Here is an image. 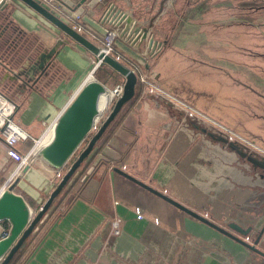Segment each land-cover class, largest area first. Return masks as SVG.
<instances>
[{
    "label": "crops",
    "instance_id": "0c3cea01",
    "mask_svg": "<svg viewBox=\"0 0 264 264\" xmlns=\"http://www.w3.org/2000/svg\"><path fill=\"white\" fill-rule=\"evenodd\" d=\"M61 1L64 5L57 10L70 19V23L73 14L79 13L82 34L96 46L100 45L103 32L115 26L119 35L114 49L121 61L131 66L143 63V70L180 100L195 105L197 97L202 95L201 99L207 102L218 101L214 94L203 95L198 71L203 60L214 62L210 56L217 50L215 39L222 38L226 29H231L225 26L212 29V23L222 18L215 16L212 20V13L223 3L199 0L186 4L180 14H174L177 15L175 23L167 33L159 27L161 22H166L163 16L165 6L170 4L168 0H88L75 12L70 11L75 0ZM175 1L172 0V6ZM108 8L115 11L104 19ZM121 13L126 15L122 21L118 20ZM84 16L97 23V29L87 25ZM127 18L131 19L130 23L126 22ZM240 25L243 26L234 24L237 28L234 34L238 33L235 35L242 41L238 43L239 47L243 44ZM134 29L146 30L147 37L135 41L134 35L130 34ZM151 37L156 42L153 46L148 42ZM42 54L47 55L43 62ZM91 57V52L18 0L0 7V94L16 105L14 122L33 138H39L45 132L46 126L60 115L89 79ZM105 68L108 83L104 81L105 73L99 69L92 76L110 86L114 70L109 66ZM185 115L173 105L145 93L141 84L136 86L133 98L122 107L66 186L77 179L91 157L93 162L87 168V174L78 177L67 193H62V189L59 195L62 193L63 197L65 193V196L55 198L54 206L51 204L17 251L20 252L18 262L127 264L129 261L138 264L166 251L174 233L169 232L168 225L157 212L146 210L136 198L147 202L156 199L158 206L167 202L116 173L115 167L177 200L199 196L208 199L209 206H224L221 200H225L226 195L245 197L243 223L233 221L242 228L255 224L262 212L258 205L264 200V177L261 178L260 172L226 143L219 141L214 128ZM260 117L262 123L259 124L264 125V115ZM26 143L31 145L32 141L21 143V151ZM14 168L15 162L5 155L0 140V188L11 177H16ZM53 175L54 170L40 161L21 174L14 192L23 198L31 217L48 198L42 193L50 195L53 191L50 183ZM226 189L237 192L226 194ZM250 199L256 201L250 203ZM180 201L190 208L188 202ZM137 207L142 211L143 219L136 218L134 210ZM179 212L183 214L181 222L177 220L170 227H177V239L195 243L190 244L189 253L182 251L181 257L186 255L183 264L199 261L200 264H262L252 251ZM211 213L215 218L224 217L215 211ZM115 219L119 220L118 234L111 227ZM223 220L228 228L231 219L225 216ZM216 223L220 225V222ZM200 245L206 247L205 253H194L193 248Z\"/></svg>",
    "mask_w": 264,
    "mask_h": 264
},
{
    "label": "rangeland",
    "instance_id": "374dc122",
    "mask_svg": "<svg viewBox=\"0 0 264 264\" xmlns=\"http://www.w3.org/2000/svg\"><path fill=\"white\" fill-rule=\"evenodd\" d=\"M198 1L199 0H177L175 1L177 3L174 2L172 6V0H168L170 4L169 6H165V14L163 16V18L166 19V22H161V27H159V29H165L167 30V33L170 32L175 23V18L177 17V15L174 14H180L181 8L186 4L192 2L197 3ZM216 1L217 4H223L218 6L217 10L212 13V20L216 18L215 16L222 18L217 19V22L212 23V29L218 30L222 26L228 28L231 27V29H226L227 31L223 34L222 38L218 40L215 39L217 50L214 52V55L210 56L213 58L212 61L214 62H208L206 60H203L202 62L199 61L200 69L198 73L201 85L204 87L203 95L214 94L218 101L207 102L201 99L202 95H199L194 103L195 105L187 103L204 116L209 117L264 149V129H260L264 125L259 124L262 123L260 117L261 114L264 115V0ZM181 3H183V6L180 5ZM234 24H243V26L240 25L243 29V33L241 32V34H243V44L240 47L238 43L242 41H239L236 37L235 34L238 35V33L234 34L236 31L235 29H237L234 27ZM206 64H208V66ZM103 67L99 68L98 71L105 73L104 81L108 83V70ZM147 74L155 81L152 74ZM138 85L140 86V83H138ZM145 91L146 90H144V92ZM171 94L176 96L174 93ZM111 106L104 113L101 122L104 121ZM185 117L187 116L185 115ZM198 120L201 125H208V122H205L202 119ZM29 146L28 143L23 145L22 151H25ZM243 173L252 175L249 171H243ZM251 182L255 184L253 181ZM230 183L234 184L233 181ZM234 186L239 187L240 185ZM231 191H233L232 194L237 192L234 189H226L225 193L229 194ZM216 193L220 195L223 192ZM226 196L225 200H221L222 203L224 202V206L220 204L209 206L208 199L199 196H196L193 199H186V197L181 199L179 197L177 200L175 197L172 198L178 202H181L180 200L188 202L190 208L194 211L202 215L204 214L205 217L207 216L209 220L215 223L220 222V225L223 224V227L225 226L227 228V223L223 220L225 216H229L231 219L230 221L232 222H235L233 220H241L243 223V201L245 200V197H236L235 195ZM255 201L256 199L249 200L250 203ZM136 202L144 204L146 210L157 212L156 214L159 218L168 225L167 228L169 232L174 233L173 238L171 237L169 239L171 244L167 243L166 245V251H163L161 254L157 252L159 255H154L151 258L147 257L144 262L141 261L138 264L185 263L186 255L181 257L182 251H184V254L189 253L188 250L192 247L190 244L194 242L189 239H177L175 236L176 231H178L177 227H170V225H175L177 220L181 222L180 217H182L183 214L168 203L158 206L156 204L158 200L156 199H151L147 202L145 199L136 198ZM258 206V209L262 210L264 208L263 202L262 205L260 203ZM214 211L216 214H222L224 217L215 218L211 213ZM225 211L231 213H225ZM206 214H208L209 217ZM193 249L196 250L194 253H205L206 251V247L202 245L194 247ZM196 263L200 264V261ZM127 264L132 263L128 261Z\"/></svg>",
    "mask_w": 264,
    "mask_h": 264
},
{
    "label": "water",
    "instance_id": "95a60500",
    "mask_svg": "<svg viewBox=\"0 0 264 264\" xmlns=\"http://www.w3.org/2000/svg\"><path fill=\"white\" fill-rule=\"evenodd\" d=\"M18 1L36 12L39 16L59 29V31H61L66 37L73 40L87 51L91 52L92 54L98 53V46L92 43L91 40L85 37L81 32L75 30L70 23V19L57 10V7L60 6L48 5L41 0ZM55 1L59 5L63 4L61 0ZM75 1V6L70 8L71 12H75L88 0ZM114 11L112 8H108L106 15L104 14V19H106L110 13H114ZM125 18L126 15L122 14L118 20L122 21ZM83 20L90 27L97 29V23L89 19L87 16H84ZM130 21V18L126 19L127 23H130ZM125 32L126 29H124L122 33L124 34ZM104 33L105 32H103V35ZM130 34L134 35L135 41H137L140 37L143 40L147 37L146 30L134 29L130 31ZM148 42L149 46H153L156 43L152 37L149 38ZM46 57L47 55H40L41 62H43L44 58ZM104 62L113 70H120L125 75L122 93L112 104L110 111L108 112L97 132L91 137L87 145L62 176L56 187L53 189V191H51L41 209H39L35 215L31 217L29 208L23 198L14 192V188L19 182L21 174L27 171V167L22 169L21 173L18 174L7 186L6 190L1 193L0 222L7 221L9 223L10 233L5 240L0 241V264L9 263L14 254L21 247L22 243L33 231L36 224L47 212L55 198L71 179L75 171L89 156L93 147L103 135L107 127L114 120L122 107L135 95V88L137 85L136 74L133 71L126 70L123 64L115 61L109 56L104 57ZM40 69H43L42 64H40ZM104 91V85L94 79L93 76H90V78L78 89V91L74 94L72 99L58 116L54 124L50 140L38 150L36 157L41 163L54 170L59 169L66 163L70 155L78 147L80 142L90 130L93 119L97 114L98 98L102 93H104ZM215 135L219 141L226 143L228 147L241 159L251 165L254 169H257L260 172L261 178L264 177V158L247 152L240 145L233 141H229L220 134L216 133ZM113 170L119 175L125 177L163 201L189 215L190 217L236 241L246 249L252 251L258 257V261L264 264V208L262 209L259 217L255 220V224L246 228H242L239 224L231 222L228 224V228H224L209 220L204 215L199 214L182 203L174 200L163 192L158 191L143 181L138 180L122 169L115 167Z\"/></svg>",
    "mask_w": 264,
    "mask_h": 264
},
{
    "label": "built area",
    "instance_id": "2783aa9c",
    "mask_svg": "<svg viewBox=\"0 0 264 264\" xmlns=\"http://www.w3.org/2000/svg\"><path fill=\"white\" fill-rule=\"evenodd\" d=\"M13 0H0V7H3L9 3H12ZM45 4L60 6L56 3L55 0H41ZM71 25L72 27L83 33V26L80 24V14L75 13L73 14ZM114 26V24H113ZM119 35V30L114 26L111 29L105 31L104 35L100 39V45H98V53L92 54L90 63H91V72L89 75L92 76L99 68L105 65L104 57L109 56L113 58L115 61L120 62L123 64L124 68L129 71H133L137 76V82L144 86V90L147 94L155 96L166 103L173 105L174 107L183 110L184 113L189 118H196L202 119L205 122H208V125L211 124V127L217 132V134L222 135L229 141H233L240 145L244 150L249 153H252L258 157L264 158V149L260 148L258 145L253 143L252 141L242 137L234 133L233 131L229 130L228 128L224 127L223 125L217 123L216 121L210 119L209 117L204 116L188 103L180 100L173 94L169 93L167 90L163 89L156 81H154L144 70H143V63H137L134 66L129 64L123 63L119 55L115 53L114 43L115 39ZM112 85L106 86L104 85L105 91L108 90L110 93L109 101L107 104V109L114 103V101L121 95L122 87L125 81V75L120 70H114V74L112 73ZM110 77V78H111ZM16 105L9 101L6 97L0 94V140L3 142L4 145V152L5 155L12 161L15 162L14 168V175L17 176L21 173L22 169L25 167L30 168L35 163L37 157L36 154L38 150L45 145L51 138L52 130L54 124L58 117L51 121L50 124L46 126L45 132L39 138H33L27 132H25L18 124H16L13 120V115L15 111ZM104 116V115H103ZM102 117H100L96 122L93 119L92 126L83 140L80 142L78 147L73 151L70 155L66 163L60 167L59 169L54 170L53 178L50 180L52 187L55 188L62 176L68 170L70 165L73 161L77 158L80 152L84 149L87 145L88 141L91 137L97 132L101 125ZM48 136V138H47ZM32 141V144L25 150L21 151L19 145L26 141ZM46 140V141H45ZM13 177L9 179L1 188H0V195L1 193L6 190L7 186L12 182ZM11 180V181H10ZM43 196L48 197L45 192L42 193ZM45 197V198H46ZM41 209V207H39ZM38 209V210H39ZM137 219H143L142 211L137 207L134 210ZM119 220L115 219L111 222V227L115 234L119 233L118 227ZM10 233V225H6L3 222H0V241L5 240Z\"/></svg>",
    "mask_w": 264,
    "mask_h": 264
},
{
    "label": "trees",
    "instance_id": "16d2710c",
    "mask_svg": "<svg viewBox=\"0 0 264 264\" xmlns=\"http://www.w3.org/2000/svg\"><path fill=\"white\" fill-rule=\"evenodd\" d=\"M104 67H107V65L105 64ZM136 86H139V85H138V82H137V85H136ZM36 162H39V160H36ZM92 162H93V161H92V158L90 157V158L87 160V162L85 163V165L82 167V169L79 171L78 177H81L82 174H85V173L87 172V168H89V167L91 166ZM78 177H77V179H78ZM77 179H76V180H77ZM76 180H74V182H75ZM74 182H73L71 185L69 184V185H70L69 187H67V186L65 185L64 188H63L62 193H63V192L67 193V192L72 188ZM62 193H61L59 196H61ZM65 193L63 194V197L65 196ZM61 197H62V196H61ZM63 197H62V198H63ZM62 198H61V199H62ZM58 201H60V200H58ZM52 206H54V203H52ZM3 223H5L6 225H9V223H8L7 221H4ZM19 256H20V252H17L16 254H14V256L12 257V259L9 261L8 264H20V262H18Z\"/></svg>",
    "mask_w": 264,
    "mask_h": 264
},
{
    "label": "bare ground",
    "instance_id": "6f19581e",
    "mask_svg": "<svg viewBox=\"0 0 264 264\" xmlns=\"http://www.w3.org/2000/svg\"><path fill=\"white\" fill-rule=\"evenodd\" d=\"M109 96L110 93L108 90L104 91L99 98H98V103H97V114L95 115L94 119L95 122L104 115V113L107 110V104L109 101Z\"/></svg>",
    "mask_w": 264,
    "mask_h": 264
},
{
    "label": "flooded vegetation",
    "instance_id": "af4514ba",
    "mask_svg": "<svg viewBox=\"0 0 264 264\" xmlns=\"http://www.w3.org/2000/svg\"><path fill=\"white\" fill-rule=\"evenodd\" d=\"M263 204H264V200H263Z\"/></svg>",
    "mask_w": 264,
    "mask_h": 264
}]
</instances>
